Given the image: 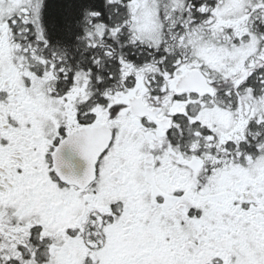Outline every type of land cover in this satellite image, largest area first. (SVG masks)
<instances>
[{
  "label": "snow or ice",
  "instance_id": "snow-or-ice-1",
  "mask_svg": "<svg viewBox=\"0 0 264 264\" xmlns=\"http://www.w3.org/2000/svg\"><path fill=\"white\" fill-rule=\"evenodd\" d=\"M0 264H264V0H0Z\"/></svg>",
  "mask_w": 264,
  "mask_h": 264
}]
</instances>
